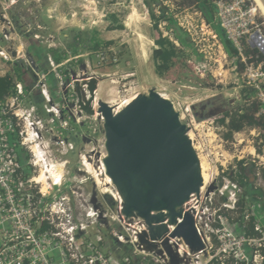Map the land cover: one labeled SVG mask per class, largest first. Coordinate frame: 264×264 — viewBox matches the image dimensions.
Instances as JSON below:
<instances>
[{
    "label": "built area",
    "instance_id": "built-area-1",
    "mask_svg": "<svg viewBox=\"0 0 264 264\" xmlns=\"http://www.w3.org/2000/svg\"><path fill=\"white\" fill-rule=\"evenodd\" d=\"M29 2L39 4L41 0L0 1V76L11 75L12 69L7 68L8 64L22 62L34 78L33 85L27 90L14 77L13 93L0 101V225L4 232L0 239V264H169V258L162 247L164 240L168 241V245L176 253L179 264H225L228 260L232 264H264L262 204L255 202L248 205L240 222L230 218V214H236L239 197L243 193L239 184L223 176V170L221 176L216 173L204 190H200L198 195H191L182 207L183 215L188 213L192 217L196 234L203 244V250L198 252L191 251L182 238H171L176 225H167V221L164 222L167 233L161 239H146L156 246L155 250L147 251L145 245L139 242L143 233L148 234L146 223L140 218L126 220L121 215V200L117 201L113 196L117 211L115 216H110V220L92 207L84 213L83 218L79 210H84L85 200L71 189V180L64 182L63 169L58 182L53 181L52 177L48 180L49 184L46 182V187L37 182L42 166L44 170L46 166L51 167V164H46L45 147H48V143L45 135L52 137L61 155L66 156L75 151L71 137L74 130L72 126L80 123L78 98L75 99L77 95L74 89L79 75H73L66 68L71 61H77L78 56H67L57 63L49 51L60 50L61 46L54 42L53 36L44 41L38 32L42 29L40 25L33 27L35 29L32 33L23 29V22L20 28L15 25L9 10L18 4ZM215 5L217 10L218 7L225 8L226 16L218 12V25L237 50L240 61L245 66L244 70L248 72L243 83L256 90V98L261 104L257 115H264L262 65L254 67L252 63H247L243 54L245 45L249 46L248 42L256 34L253 44L257 49L262 48L259 51L264 53L261 29L253 20H250L249 25L237 26L234 32L226 27V24H233L234 19L229 15L234 11H238L242 18L250 16L249 10H246L248 4H244L243 0H216ZM199 15L201 16L200 12ZM177 25L195 46L199 36H205L203 41L208 43L210 51L216 53L205 62L191 55L188 64L194 75L200 79L208 75H212L214 79L221 77L223 62H227L229 58L233 64L231 71L238 70L237 58L229 56L221 37L204 18L196 21L195 25L185 21H179ZM26 26H30L29 23ZM23 35L33 38L40 48L41 45L44 46L42 49L47 51L44 57L46 70L29 57V45L26 49V44L22 41ZM173 43L178 46L177 41ZM99 59L103 63L107 57L100 53ZM112 61L115 62L116 59L109 60L108 63ZM217 71L220 73L215 74ZM91 80L92 78H88L79 82L84 83L81 88L88 98L90 93L86 84ZM31 95L40 99V106L31 101ZM172 105L177 112L173 103ZM185 112H177L181 123L186 117ZM96 116L103 122L99 113ZM26 151L29 158L26 169H23L20 158L22 152L27 153ZM104 157L103 154L100 164ZM79 159L80 172L87 173L84 164L90 157L81 155ZM100 168L101 165L98 168L99 174ZM210 186L214 189L208 192ZM250 219L253 220L254 237H249L244 232ZM106 222L109 224L108 228H104ZM181 222L182 219H177V225ZM157 251H162V255H157Z\"/></svg>",
    "mask_w": 264,
    "mask_h": 264
},
{
    "label": "rangeland",
    "instance_id": "rangeland-1",
    "mask_svg": "<svg viewBox=\"0 0 264 264\" xmlns=\"http://www.w3.org/2000/svg\"><path fill=\"white\" fill-rule=\"evenodd\" d=\"M148 1L150 2V0ZM245 2L248 4L246 10H249L250 16L247 15L242 18L238 11H234L229 15L230 18L234 19V22L229 26L226 24V27L234 32L237 26L249 25L250 20H253L264 35V18L258 7L253 0H243L244 4ZM182 3L183 0H154L151 6L156 16H159L160 12L158 6L166 8V18L170 20V23H161L159 32L164 37H169L173 42L176 40L173 33L168 31V26H178L179 21L195 25L196 21L201 18L205 19L203 15H199L196 8L183 9ZM176 4L181 7L176 6ZM224 11L225 8L218 7L216 13L212 15L211 28L215 29L218 26V12L222 16L227 15ZM9 13L14 17L17 26L20 27L23 22L22 24L26 27L23 29H28L31 33L35 29L33 27L40 25L42 29L38 32L44 41L49 36H53L54 42L61 46L60 50H66L69 53V55L66 53L68 57H74L68 45L77 46L78 60L71 61L66 68L73 75H79L75 84H78V90L85 102L89 101L90 97L88 98V95L82 91L81 86L84 83H79L80 80L88 78L97 80L96 88L93 91V96H91L93 100L89 103L92 115H88L82 110L79 99L77 102L80 111L78 113L80 123L72 126L75 151L66 156L61 155L57 150L58 147L53 143L52 137L45 135L48 143V147H45L47 148L46 164H51V167L46 166V170L43 169L44 166L41 168L44 171H49L43 187L50 183L48 180L51 176L54 178L61 176L63 169L64 182L67 183L68 180H71L73 186L71 189L85 200L84 210H79L83 218L84 213L91 210L92 207L106 215L110 220V216H115L117 211V203L113 197L115 199L117 197L120 201V197L112 184L109 185L112 195L103 192L104 187L101 182L105 179L104 174L101 173L100 176H96L99 179L98 183L92 174L80 172L79 157L81 155L90 157L89 162L95 170H98L100 165L103 166L100 164V159L103 154L106 155L102 130L103 122L99 116H96L99 109L97 98L101 100L99 102L107 103L113 96L116 103H121L133 96L147 94L150 90H155L158 94L167 97L174 104L177 112L182 114L188 110L185 112L186 117L182 123L184 125L189 124L187 128H189L188 134L191 133L193 136L192 145L197 148V150L195 149L197 156H200L205 162L206 173L210 179L215 178L216 173L221 176L222 170L224 171L223 176L229 179L231 174H236L234 172L237 170V162L243 161L245 164L243 166L246 169L254 171L250 176L253 191L260 197L264 196V181L261 178V174L264 172V142L261 137L263 133L255 129H245L242 132L234 133L232 140L225 141L223 139L225 129L217 124V121L222 118V114L215 115L216 113H213L214 116H212V113L200 112V108L207 101H214L215 106L218 109H225V112H232L244 104L240 98V90L246 80V73H248L245 70L231 71L233 64L229 58L227 62H223L221 77L214 79L212 75H208L200 79L194 75L188 64L190 56L194 55L201 62H205L215 53L210 51L207 47L208 43L203 41L206 39L205 36L200 35L195 46L190 37L186 35L184 44L178 42V46L175 45L182 52V55L174 60L172 68L166 74L159 76L155 73L152 61V52L155 49L153 40L158 37V32L152 28L145 0H41L39 4L30 2L18 4L9 10ZM108 14H116L118 23L123 25V30L108 31L109 20L106 17ZM133 19H137V27L131 29L130 25ZM27 23L30 26H26ZM76 32H83V39L73 38ZM91 32H94L96 38L101 42H112V44L109 46L102 45L101 50L97 52L91 51L89 48ZM137 32L142 34L147 43L145 54L142 52ZM22 41L26 44L27 49L29 39L23 36ZM41 46L44 48L43 45ZM250 49L257 48L250 47ZM99 51L107 57L103 63L100 62ZM261 54L264 55V53ZM114 58L116 59L115 62L108 63ZM7 68L11 70L13 65L8 64ZM214 71L215 68H213ZM218 73L220 72L217 71L215 74ZM86 85L88 90V83ZM74 89L76 91L75 86ZM76 98L78 97L76 96ZM83 98L81 102L85 104ZM73 104L74 101L71 103V107ZM196 115L199 119L196 118ZM192 119L194 122L191 123L190 120ZM252 150L254 152L251 154ZM26 152H22L23 155H20V164L23 169H26L29 158L28 151ZM30 168L34 169L33 167ZM241 189L243 193L244 188L241 187ZM67 193L72 196L69 190ZM71 199L73 198L71 197ZM236 216L234 213L230 214V218L233 220H236ZM105 227H109L107 222L104 224ZM3 235V228L0 225V239ZM204 259L202 258V260ZM225 264L232 263L228 260Z\"/></svg>",
    "mask_w": 264,
    "mask_h": 264
},
{
    "label": "water",
    "instance_id": "water-1",
    "mask_svg": "<svg viewBox=\"0 0 264 264\" xmlns=\"http://www.w3.org/2000/svg\"><path fill=\"white\" fill-rule=\"evenodd\" d=\"M260 1L264 5V0ZM256 36L248 42L251 48H255L252 40ZM96 84L95 79L88 83L90 100L86 102L75 84L79 105L88 115H92L89 103ZM98 113L103 119L106 151L102 164L122 201L121 215L126 220L140 218L148 227V234L143 233L139 242L151 252L156 246L146 239H161L167 233V225H176L171 238H182L193 252L203 250L193 219L188 213L183 215L182 208L191 195L199 194L203 185L198 157L188 137L189 130L180 122L172 103L150 90L137 95L117 114L107 103L99 102ZM222 113L225 111L215 115ZM213 189L210 186L208 192ZM177 219H182L178 225ZM162 247L169 264H179L167 240ZM157 255H162V251H157Z\"/></svg>",
    "mask_w": 264,
    "mask_h": 264
},
{
    "label": "trees",
    "instance_id": "trees-1",
    "mask_svg": "<svg viewBox=\"0 0 264 264\" xmlns=\"http://www.w3.org/2000/svg\"><path fill=\"white\" fill-rule=\"evenodd\" d=\"M154 0H145L148 8L149 18L152 22V28L158 32V37L155 38L154 44L155 49L152 52V61L154 64L155 73L159 76L166 74L173 66L174 60L182 55V52L175 46L169 37H164L159 32V25L161 23H170V20L166 18V12L164 7H159V16H156L152 10V3ZM216 0H183V9L186 8H196L197 11L205 17L206 21L210 24L212 23V15L216 13L217 8L215 5ZM176 6H180L176 4ZM187 6V7H186ZM181 7V6H180ZM107 19L109 20L108 31H120L123 30V25L118 23L116 19V14H108ZM14 22V17L12 16ZM15 23V22H14ZM17 23H15L16 25ZM17 26V25H16ZM20 28L19 26H17ZM168 31L173 33L175 40L181 44L186 41V34L178 26H168ZM215 31L219 34L222 39L223 45L228 52L230 57L237 58V69L238 71L244 70L245 66L240 61L237 50L233 47L231 42L226 38L224 31L220 26L215 27ZM264 33V32H263ZM25 38L29 39V47L27 53L29 57L34 59L39 63V67L46 70V65L44 64V57L47 53L44 49L40 48L39 44L33 40V38L23 35ZM264 36V35H263ZM75 39H83V32H76ZM91 44L89 48L91 51L97 52L101 50L102 45L109 46L112 42H101L96 38V34L91 32L90 38ZM74 56H77V46L68 45ZM55 58L57 63L62 62L67 58L66 50H50L49 51ZM100 53V51H99ZM244 56L247 58V63H252L254 67L262 65V70L264 71V55L260 53L257 49H250L249 46L245 45L243 52ZM14 77L23 83L27 90H30L34 83V78L29 69L22 62H17L13 65L12 74H7L5 76H0V101L4 100L6 97L13 93V82ZM264 89V84H261ZM240 98L243 100L244 104L240 105L232 112H225L222 114V118L217 121V124L225 129L223 134V139L225 141H230L233 138L234 133L242 132L245 129H255L263 134L261 137L264 142V115H257L259 113L261 104L256 98V90L248 85H243L240 90ZM30 99L37 106H40V99L36 96H30ZM196 118L199 119L198 115ZM76 127V126H75ZM71 140L73 141L72 137ZM243 161H238L236 164V173L234 176L231 174L229 179L236 182L241 187L244 188L242 196H240L238 201L237 216L236 221H242L246 207L252 203L259 202L262 204V209L264 210V196L260 197L253 191L252 184L250 182V176L254 173L252 169H246ZM261 178L264 181V172L261 174ZM261 195V194H260ZM241 224V223H240ZM245 235L249 237H254L256 234L253 231V220L250 219L246 223V228L244 230Z\"/></svg>",
    "mask_w": 264,
    "mask_h": 264
},
{
    "label": "bare ground",
    "instance_id": "bare-ground-1",
    "mask_svg": "<svg viewBox=\"0 0 264 264\" xmlns=\"http://www.w3.org/2000/svg\"><path fill=\"white\" fill-rule=\"evenodd\" d=\"M253 2L255 3V5L258 7V9H259V11H260V13H261V15H262V17L264 18V5L261 3V1L260 0H253ZM137 20V19H136ZM135 19H133V21H132V24L130 25V28L131 29H133L134 27H137V21H136ZM137 36H138V38L140 39V42H141V48H142V52H143V54H145L146 53V42L144 41L145 39H144V37L142 36V34H140L139 32H137ZM141 52V51H140ZM111 96V95H110ZM161 97H163L164 99H166V100H169L167 97H165V96H163V95H161ZM135 99V96H133V97H131L130 99H128V100H126V101H124V102H121V103H116V100H115V98H113V96L111 97V100H109V101H107V104L108 105H110V107L112 108V109H114V111H113V113L115 114V113H118L119 111H121V109H123L125 106H127L129 103H131L133 100ZM99 101H101L100 99H98L97 98V102L99 103ZM188 137L190 138V140L193 142V136L191 135V133L190 134H188ZM194 148V147H193ZM197 150V148L195 147L194 148V150ZM254 151L252 150L250 153L252 154ZM199 159H198V162H200L199 163V168H200V175H201V179H202V184L204 185V187H203V185H202V187H200V190H204V188H205V186H207V184L209 183V181H210V176H208L207 175V173H206V164H205V162H203V160L200 158V156H197ZM90 160V159H89ZM89 160L87 159L86 160V162H85V167L87 168L86 169V172L88 173V174H92V176L96 179V182H98L99 181V179L96 177L97 175L98 176H100V174L98 173V171L99 170H95L93 167H91L92 165H91V163L89 162ZM39 163H41V161H39ZM208 167V166H207ZM100 170H101V173L102 174H104V177H105V179L101 182L102 183V186L104 187V191L103 192H105V194H110V195H112L111 194V192H110V187H109V185H111L112 184V182H111V180H110V178L105 174V168H104V166H102L101 168H100ZM207 170H208V168H207ZM49 171H44L43 169L41 170V173H40V177L38 178V180H37V182L38 183H41L42 185L43 184H45V180H46V177H47V173H48ZM51 172H53V171H51ZM54 174V173H53ZM56 174V173H55ZM51 175V174H50ZM52 177V179H53V181H59V179L61 178V176H55V178H54V176H51ZM99 183V182H98ZM113 185V184H112ZM199 190V191H200ZM118 194V193H117ZM116 200L117 201H119V199L116 197ZM121 203H122V201H121Z\"/></svg>",
    "mask_w": 264,
    "mask_h": 264
},
{
    "label": "flooded vegetation",
    "instance_id": "flooded-vegetation-1",
    "mask_svg": "<svg viewBox=\"0 0 264 264\" xmlns=\"http://www.w3.org/2000/svg\"><path fill=\"white\" fill-rule=\"evenodd\" d=\"M222 110L225 111V109H218L216 106H215V102L214 101H209L208 103L206 102L201 108H200V112L201 113H205L206 112H209V113H218V112H221ZM223 114V113H222Z\"/></svg>",
    "mask_w": 264,
    "mask_h": 264
}]
</instances>
